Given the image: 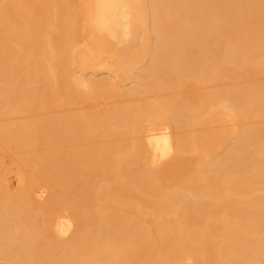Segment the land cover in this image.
<instances>
[{
    "label": "bare ground",
    "instance_id": "6f19581e",
    "mask_svg": "<svg viewBox=\"0 0 264 264\" xmlns=\"http://www.w3.org/2000/svg\"><path fill=\"white\" fill-rule=\"evenodd\" d=\"M83 2L0 0V264H264V0Z\"/></svg>",
    "mask_w": 264,
    "mask_h": 264
},
{
    "label": "rangeland",
    "instance_id": "374dc122",
    "mask_svg": "<svg viewBox=\"0 0 264 264\" xmlns=\"http://www.w3.org/2000/svg\"><path fill=\"white\" fill-rule=\"evenodd\" d=\"M75 4H76V8H78L80 11L84 8V2H83V0H75ZM82 15H80V19L82 20V22H84V17L82 16ZM86 41L87 40H85V38H83L82 39V42L80 43V44H78V46H77V49H81L84 45H85V43H86ZM113 41V40H112ZM114 43H116V41H113ZM107 72H106V70H100V71H97V75H98V77H106V74ZM78 74V73H77ZM254 80V77H252V76H244V77H241V78H229V77H227V78H225V80H222V81H217V80H215V81H217L216 82V84H219V83H226L225 85H234V84H236L237 85V83H242V84H246V83H248V82H250V81H253ZM215 81H213V83H211V85H216V84H214V82ZM204 84V83H203ZM209 85V84H208ZM133 86V84H131L130 82H127V87H132ZM194 88H195V86H193V85H188V86H182L181 88H178V89H170V90H167L166 89V91L165 90H158V92L156 91V92H153V93H139V95H135V96H133L132 98V101L134 100V101H143V100H147V99H149V98H153V96L154 95H156V96H154V97H160V95H163V94H165L166 95V93H168V94H170L171 92L172 93H178V94H182V95H188V94H190L193 90H194ZM171 93V94H172ZM167 94V95H168ZM172 95H174V94H172ZM164 96V95H163ZM151 98V99H152ZM119 99H121V98H119V97H117V98H115V99H112V100H108V99H106V98H103V97H99V98H97L94 102H93V105H95L94 106V108H95V110H101V109H108L111 105V103H113L114 101H116V100H119ZM131 99V98H130ZM133 101V102H134ZM84 107H85V105L84 104H71V105H68V106H66L65 108H63V109H65V110H70V111H74V112H77V111H80V110H82V109H84ZM58 109V110H57ZM63 109H61V108H50V110H48V109H46V110H35V111H31V112H24V113H20V114H17V115H14L11 119H14V117H16V118H31V117H33V118H35V117H38V116H41L43 113L45 114H47V112H48V114H52V113H56V112H59L60 110H63ZM77 110V111H76ZM61 112V111H60ZM27 116V117H26ZM5 119V120H4ZM9 119V118H8ZM7 119V120H8ZM252 120H254L253 118H251ZM3 120V121H2ZM225 120V119H224ZM252 120H250V122H252ZM256 120V119H255ZM6 121V118L3 116V117H1L0 116V122H5ZM247 121V120H246ZM256 121H258V119L256 120ZM226 122L227 123H229L230 124V122L229 121H227L226 120ZM248 122H249V120H248ZM225 123V122H224ZM223 122L221 123V124H224ZM229 124H226V125H229ZM142 125H144L143 126V128H142V130H146V129H148L149 127H150V122L149 121H144L143 122V124ZM224 126V125H223ZM202 130L203 128H205L206 126L204 125V127H203V125L201 124L200 126L198 125H192V126H189V127H185L184 129H182V131L184 130V131H189V130H191L190 132L193 134V133H198V132H200L201 130L199 129V128ZM180 131L181 129H175L174 128V131ZM123 135L125 136L124 138H123ZM122 135V137H121V135L120 136H117L116 138H117V140L118 141H123V140H128V139H131V138H133V137H131L130 138V136H133L132 134H123ZM122 139H121V138ZM120 138V139H119ZM126 138V139H125ZM111 138H106V140H110ZM112 139H114L115 140V137L114 138H112ZM13 148H10L9 150L10 151H8L9 153H4L3 154V160H4V166H6V167H9V168H11V170H9L8 169V171H9V173L7 174L8 176V178L11 180V181H13L14 180V182H13V184L11 183V181H10V186H11V188L13 189V190H16L17 188H18V184H17V182L15 183V175H16V168H15V166H13V164H12V162L10 161V157H12L13 155H14V152H15V150L13 149ZM12 154V155H11ZM9 155H11V156H9ZM14 168V169H13ZM13 169V170H12ZM15 170V171H14ZM187 171H185V173H186ZM185 173H183L182 175L180 174L177 178H183L184 177V175H185ZM15 174V175H14ZM11 177V178H10ZM13 178V179H12ZM15 183V184H14ZM12 184V185H11ZM48 194H49V192L47 193V194H45V197H44V199L46 200L47 198H48ZM43 199V200H44Z\"/></svg>",
    "mask_w": 264,
    "mask_h": 264
}]
</instances>
